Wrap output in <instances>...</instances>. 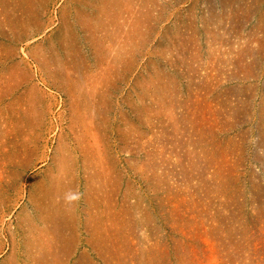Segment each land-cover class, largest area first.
I'll list each match as a JSON object with an SVG mask.
<instances>
[{"label":"rangeland","instance_id":"obj_1","mask_svg":"<svg viewBox=\"0 0 264 264\" xmlns=\"http://www.w3.org/2000/svg\"><path fill=\"white\" fill-rule=\"evenodd\" d=\"M0 264H264V0H0Z\"/></svg>","mask_w":264,"mask_h":264},{"label":"clouds","instance_id":"obj_2","mask_svg":"<svg viewBox=\"0 0 264 264\" xmlns=\"http://www.w3.org/2000/svg\"><path fill=\"white\" fill-rule=\"evenodd\" d=\"M81 198V194L79 192H69L66 193L63 197L64 203L71 206L77 203Z\"/></svg>","mask_w":264,"mask_h":264}]
</instances>
